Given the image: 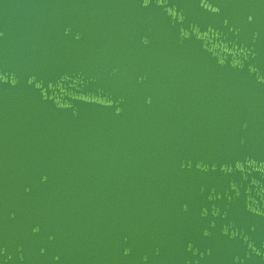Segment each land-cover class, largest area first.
<instances>
[{"label": "water", "instance_id": "obj_1", "mask_svg": "<svg viewBox=\"0 0 264 264\" xmlns=\"http://www.w3.org/2000/svg\"><path fill=\"white\" fill-rule=\"evenodd\" d=\"M0 264H264V0H0Z\"/></svg>", "mask_w": 264, "mask_h": 264}]
</instances>
